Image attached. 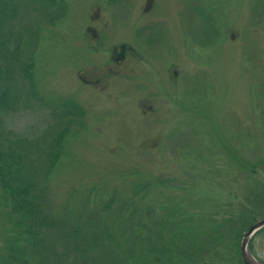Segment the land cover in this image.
I'll use <instances>...</instances> for the list:
<instances>
[{"label":"rangeland","instance_id":"rangeland-1","mask_svg":"<svg viewBox=\"0 0 264 264\" xmlns=\"http://www.w3.org/2000/svg\"><path fill=\"white\" fill-rule=\"evenodd\" d=\"M148 1L62 0L56 5L64 17L50 23L41 11L47 2L24 0L21 19L37 22L21 29L27 39L36 34L32 89L43 102L25 99L1 117L0 128L36 138L57 132L64 118L68 131L51 181L57 200L93 186L103 203L132 181L151 199L163 191L170 207L200 194L209 217L196 230L224 234L198 264H239L246 230L238 238L237 227L254 217L226 218L240 211L242 154L264 152V0ZM122 48L125 59L113 60ZM155 177L163 183L157 189ZM7 235L0 217V252ZM252 242L264 261V230Z\"/></svg>","mask_w":264,"mask_h":264},{"label":"trees","instance_id":"trees-1","mask_svg":"<svg viewBox=\"0 0 264 264\" xmlns=\"http://www.w3.org/2000/svg\"><path fill=\"white\" fill-rule=\"evenodd\" d=\"M23 1L0 0V125L1 117L21 107L25 99L43 102L32 89L36 34L29 32L27 39L21 29L23 24L27 29L37 22L25 25V17L21 19ZM57 2L47 0L43 10L50 22L58 17L52 6L61 13L65 10ZM65 102L62 105L74 106ZM69 111L64 114L69 116ZM63 119L57 132L36 138L16 137L0 128V217L9 230L0 264H198L204 259L202 252L219 249L223 231L196 230L209 217L200 194L188 193L183 206L170 207L163 191L151 199L146 186L140 188L138 181H132L131 186H124L125 191L116 189L101 198L103 203L91 195V191L99 195L93 186L85 194L72 192L55 199L51 181L68 131ZM257 149L250 150V156L242 154L238 167L245 189L240 211L226 218L234 223L247 214L254 217L237 227L238 238L252 220L264 215V152L257 153ZM153 184L157 189L163 183L155 177ZM193 201L197 210L184 211V203ZM236 255L241 264L240 254ZM195 259L199 260L195 263Z\"/></svg>","mask_w":264,"mask_h":264},{"label":"water","instance_id":"water-1","mask_svg":"<svg viewBox=\"0 0 264 264\" xmlns=\"http://www.w3.org/2000/svg\"><path fill=\"white\" fill-rule=\"evenodd\" d=\"M264 227V219L255 222L252 224L247 232L243 235V238L240 243V253H241V258L244 264H264L260 261H258L252 254L250 247H249V242L252 236L260 229Z\"/></svg>","mask_w":264,"mask_h":264},{"label":"flooded vegetation","instance_id":"flooded-vegetation-1","mask_svg":"<svg viewBox=\"0 0 264 264\" xmlns=\"http://www.w3.org/2000/svg\"><path fill=\"white\" fill-rule=\"evenodd\" d=\"M153 0H149L148 1V6H150L151 5V2H152ZM146 12H148L149 13V11H146ZM158 20V18L156 19V18H152V19H149V20H147L145 23H144V27H148V26H151L152 24H153V22L155 21H157ZM108 25V24H107ZM107 25H105V26H107ZM89 29H91V32L94 34V38H95V40L97 41V43L99 44V36H98V34L92 29V28H90L89 27ZM121 51H122V54H121V56L120 57H116V58H112L113 60H117V59H119V58H123L124 57V59H125V57H126V55H125V50H124V48H122L121 49Z\"/></svg>","mask_w":264,"mask_h":264}]
</instances>
